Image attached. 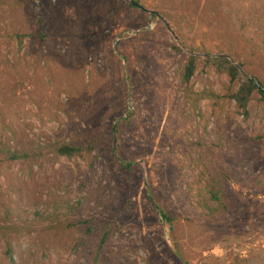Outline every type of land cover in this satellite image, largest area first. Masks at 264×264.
<instances>
[{
	"label": "rangeland",
	"instance_id": "rangeland-1",
	"mask_svg": "<svg viewBox=\"0 0 264 264\" xmlns=\"http://www.w3.org/2000/svg\"><path fill=\"white\" fill-rule=\"evenodd\" d=\"M136 1L169 27L127 0H0V264H264V102L245 118L202 60L181 76L224 54L264 85V0Z\"/></svg>",
	"mask_w": 264,
	"mask_h": 264
},
{
	"label": "trees",
	"instance_id": "trees-1",
	"mask_svg": "<svg viewBox=\"0 0 264 264\" xmlns=\"http://www.w3.org/2000/svg\"><path fill=\"white\" fill-rule=\"evenodd\" d=\"M154 17H158V15L154 14ZM20 37H22V35ZM200 60L204 62L205 66L213 67L218 72L227 74L230 83L233 85H238V88L232 93L231 97L236 101L238 109L241 110L245 118H248L250 116V106L256 93L259 94L260 100L264 102V92L257 88V85L255 84L253 79L245 77L243 72L237 67L234 61L224 54H219L216 56L207 54L204 58L192 53L189 54L181 72L182 81L184 83H190L193 75L198 68V63ZM239 64L243 68V64ZM95 150L96 149L92 144L86 146L75 144H61L56 147V153L59 156L69 159L83 158L86 155L93 154ZM14 157L16 158L18 156L16 155ZM124 165L125 168L128 169L131 168L132 163H125ZM158 210L161 216V220L167 224L171 231H173L175 219L164 209L159 207ZM105 242L106 238L104 237L101 241V246H103ZM10 255L12 257L11 252ZM95 264H97V262Z\"/></svg>",
	"mask_w": 264,
	"mask_h": 264
},
{
	"label": "water",
	"instance_id": "water-1",
	"mask_svg": "<svg viewBox=\"0 0 264 264\" xmlns=\"http://www.w3.org/2000/svg\"><path fill=\"white\" fill-rule=\"evenodd\" d=\"M128 2H129V4H131L132 6H135V7H138V8H140V9H142V10H144V11H146V12H148V13H150V14H157L159 17H161L162 19H163V17L158 13V12H156V11H154V10H149V9H147L145 6H143L142 4H140L139 2H137L136 0H127ZM164 20V19H163ZM164 22H165V24L167 25V27H169V25H168V23L164 20ZM229 57V56H228ZM230 58V57H229ZM231 59V58H230ZM232 60V59H231ZM236 65H237V67L243 72V74H244V76L245 77H247V78H251V79H253L254 80V82H255V84L257 85V88L259 89V90H261V91H263L264 92V86L262 85V83L255 77V76H253V75H250V74H247L244 70H243V68H242V66L240 65V64H238L237 62H234Z\"/></svg>",
	"mask_w": 264,
	"mask_h": 264
}]
</instances>
